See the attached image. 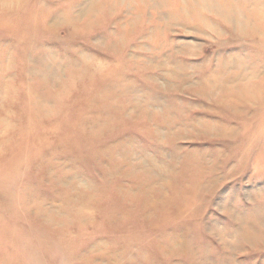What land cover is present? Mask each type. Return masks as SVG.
Here are the masks:
<instances>
[{"label": "rangeland", "instance_id": "obj_1", "mask_svg": "<svg viewBox=\"0 0 264 264\" xmlns=\"http://www.w3.org/2000/svg\"><path fill=\"white\" fill-rule=\"evenodd\" d=\"M202 1L0 0V264H264V0Z\"/></svg>", "mask_w": 264, "mask_h": 264}, {"label": "bare ground", "instance_id": "obj_2", "mask_svg": "<svg viewBox=\"0 0 264 264\" xmlns=\"http://www.w3.org/2000/svg\"><path fill=\"white\" fill-rule=\"evenodd\" d=\"M200 1H201L200 4L203 5V4H204V1H202V0H200ZM205 2H208V1H205ZM210 2H211V1H210ZM203 6H204V5H203Z\"/></svg>", "mask_w": 264, "mask_h": 264}]
</instances>
